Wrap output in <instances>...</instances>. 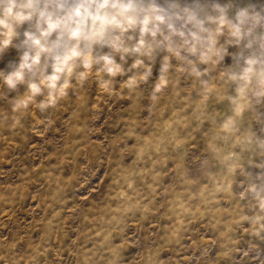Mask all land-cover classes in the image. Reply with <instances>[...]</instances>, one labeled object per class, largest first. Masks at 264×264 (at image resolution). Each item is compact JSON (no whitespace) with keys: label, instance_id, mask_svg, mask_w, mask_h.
<instances>
[{"label":"rangeland","instance_id":"1","mask_svg":"<svg viewBox=\"0 0 264 264\" xmlns=\"http://www.w3.org/2000/svg\"><path fill=\"white\" fill-rule=\"evenodd\" d=\"M172 81L155 104L150 86L108 97L89 82L46 128L32 114L0 126V264H264V212L240 200L235 170L264 172V124L242 122L253 145L237 151L214 122L227 107L197 119Z\"/></svg>","mask_w":264,"mask_h":264},{"label":"clouds","instance_id":"2","mask_svg":"<svg viewBox=\"0 0 264 264\" xmlns=\"http://www.w3.org/2000/svg\"><path fill=\"white\" fill-rule=\"evenodd\" d=\"M12 52L16 58L5 64ZM176 75L200 101L192 109L197 119L208 118L205 102L217 101L227 107L214 121L220 138L241 145L237 151L252 146L253 137L240 124L248 119L264 124V4L0 0V126L9 135L28 114L50 126L52 112L69 99L79 100L89 82L94 94L108 97L150 86L149 102L155 104ZM255 145L264 157V137ZM235 170L240 200L264 212V172Z\"/></svg>","mask_w":264,"mask_h":264}]
</instances>
